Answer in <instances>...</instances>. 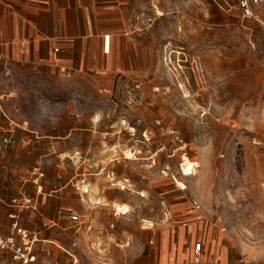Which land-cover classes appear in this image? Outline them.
<instances>
[{"label": "rangeland", "instance_id": "1", "mask_svg": "<svg viewBox=\"0 0 264 264\" xmlns=\"http://www.w3.org/2000/svg\"><path fill=\"white\" fill-rule=\"evenodd\" d=\"M136 1L110 88L59 70L0 99V228L57 264H264V28L236 0Z\"/></svg>", "mask_w": 264, "mask_h": 264}, {"label": "crops", "instance_id": "2", "mask_svg": "<svg viewBox=\"0 0 264 264\" xmlns=\"http://www.w3.org/2000/svg\"><path fill=\"white\" fill-rule=\"evenodd\" d=\"M136 3V0H0V99L17 96L18 88L13 90L12 82L19 84L17 80L27 74L54 83L63 78L61 73L56 74L59 70L64 74L75 71L76 82L84 78L100 89L110 88L117 74L131 72L135 67L132 37L130 33L129 37L123 34L138 31L132 21ZM7 68L11 79L5 73ZM2 110L6 116L7 112ZM33 205L37 207V200ZM83 222L81 219L72 223L77 226ZM183 228L179 227V235ZM166 234L163 232L162 251L168 245ZM196 243L192 247L195 258L202 255L201 251H195ZM202 243L205 249L203 238ZM7 254L1 253L0 259ZM51 264H57V260Z\"/></svg>", "mask_w": 264, "mask_h": 264}, {"label": "built area", "instance_id": "3", "mask_svg": "<svg viewBox=\"0 0 264 264\" xmlns=\"http://www.w3.org/2000/svg\"><path fill=\"white\" fill-rule=\"evenodd\" d=\"M236 6L243 18L254 19L264 28V0H236ZM5 73L9 76L10 69L7 68ZM69 217L74 223L81 222V216L76 212L71 211ZM43 226L47 228L51 225L49 222L43 221ZM51 243V240L41 236L40 231L21 227L17 222L13 223L8 234L3 233L0 228V254H10L11 258L19 264H38L43 260L40 257V252L44 257H51ZM202 247L203 243L197 242L195 251L199 253ZM40 264H51V262L42 261Z\"/></svg>", "mask_w": 264, "mask_h": 264}, {"label": "bare ground", "instance_id": "4", "mask_svg": "<svg viewBox=\"0 0 264 264\" xmlns=\"http://www.w3.org/2000/svg\"><path fill=\"white\" fill-rule=\"evenodd\" d=\"M126 211H124L123 213H125Z\"/></svg>", "mask_w": 264, "mask_h": 264}]
</instances>
